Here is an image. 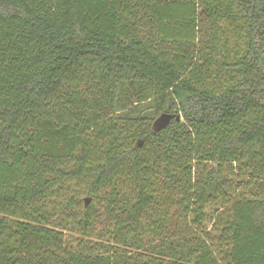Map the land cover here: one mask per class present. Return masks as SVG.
Here are the masks:
<instances>
[{
    "label": "trees",
    "instance_id": "trees-1",
    "mask_svg": "<svg viewBox=\"0 0 264 264\" xmlns=\"http://www.w3.org/2000/svg\"><path fill=\"white\" fill-rule=\"evenodd\" d=\"M0 264H264V0H0Z\"/></svg>",
    "mask_w": 264,
    "mask_h": 264
},
{
    "label": "water",
    "instance_id": "water-1",
    "mask_svg": "<svg viewBox=\"0 0 264 264\" xmlns=\"http://www.w3.org/2000/svg\"><path fill=\"white\" fill-rule=\"evenodd\" d=\"M172 118V115L170 114H161L160 116H158V118L155 121V125L159 128L164 126L170 119ZM175 119H179V116L176 115ZM84 204L85 206L87 205L88 199H84Z\"/></svg>",
    "mask_w": 264,
    "mask_h": 264
},
{
    "label": "rangeland",
    "instance_id": "rangeland-1",
    "mask_svg": "<svg viewBox=\"0 0 264 264\" xmlns=\"http://www.w3.org/2000/svg\"><path fill=\"white\" fill-rule=\"evenodd\" d=\"M179 31H180V30H179ZM184 33L186 34V33H187V31H185ZM82 199H84V198H82ZM88 203H89V201L87 202V204H88Z\"/></svg>",
    "mask_w": 264,
    "mask_h": 264
}]
</instances>
